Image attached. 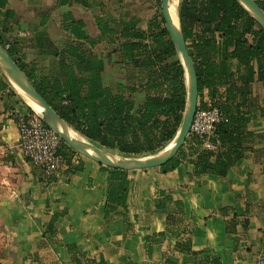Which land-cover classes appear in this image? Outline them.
<instances>
[{"label": "crops", "instance_id": "1", "mask_svg": "<svg viewBox=\"0 0 264 264\" xmlns=\"http://www.w3.org/2000/svg\"><path fill=\"white\" fill-rule=\"evenodd\" d=\"M98 1L103 8L0 0V39L36 76L51 72V53L87 44L107 60V74L116 82H133L136 71L112 53L96 17L133 18L147 30L160 13L159 0ZM69 18L83 21L93 47L75 37ZM226 90L217 87L215 99L205 90L199 100L217 103ZM29 110L0 66V264H254L264 253V84L257 76L240 106L252 135L242 144L244 157L226 175L197 174L189 158L166 172L127 171L126 203L114 207L108 201L110 172L92 159L69 154L60 174L45 178L24 158L19 125Z\"/></svg>", "mask_w": 264, "mask_h": 264}, {"label": "trees", "instance_id": "2", "mask_svg": "<svg viewBox=\"0 0 264 264\" xmlns=\"http://www.w3.org/2000/svg\"><path fill=\"white\" fill-rule=\"evenodd\" d=\"M256 1L264 10V0ZM60 2L104 7L98 0ZM179 16L196 65L200 95L209 90L215 99L217 87L227 85L225 100L219 96L216 103L227 121L210 138L219 144L216 151L203 149L201 139L188 138V152L183 147L160 169H175L189 158L197 174L224 176L244 157L242 144L252 135L246 131L250 117L240 106L247 103L256 76L264 84V29L239 0H179ZM69 19L75 37L93 47L83 21ZM96 20L101 38L113 46L112 53H120V62L136 71L133 82H116L107 74V60L87 44H68L51 53L56 61L46 75H33L17 63L59 116L81 135L117 155L156 154L175 138L187 103L186 72L163 16L160 12L152 18L147 30L139 28L136 19H109L103 12ZM8 52L14 58V48ZM61 153L68 160L69 154L77 152L63 141ZM102 167L110 172L109 205H125L127 171Z\"/></svg>", "mask_w": 264, "mask_h": 264}, {"label": "water", "instance_id": "3", "mask_svg": "<svg viewBox=\"0 0 264 264\" xmlns=\"http://www.w3.org/2000/svg\"><path fill=\"white\" fill-rule=\"evenodd\" d=\"M239 1L250 14V16L258 23V25L262 29H264V10L257 3V1ZM161 13L165 21L166 27L170 33V36L177 48L180 60L182 61V64L184 66L186 72V84L187 79L189 80V84L187 86V103L184 118L174 138V144L167 153H161L162 151H160L156 154L150 155L122 156L105 152V149H103L101 146H98L83 135H81L83 137L81 140L73 138L69 132L61 129V125H65L68 128L71 127L59 116L57 111L39 93L33 81L22 70L18 63L11 57L7 48L1 43V41L0 66L8 75L9 80L10 77H13L22 84L27 94L45 112L46 117H42L27 102V105L30 107V109L36 114H38L44 120V122L51 129H53L70 148H72L78 154H81L86 158L92 159L100 165L125 171L158 167L160 168L166 165L172 159H174L186 144L191 131L192 124L194 122L200 99L199 78L197 74V69L182 31L178 9V25H175V22L172 19L171 0H161ZM22 99L24 98L22 97ZM107 154L113 156V160L107 159ZM115 156L120 157V159H115Z\"/></svg>", "mask_w": 264, "mask_h": 264}, {"label": "built area", "instance_id": "4", "mask_svg": "<svg viewBox=\"0 0 264 264\" xmlns=\"http://www.w3.org/2000/svg\"><path fill=\"white\" fill-rule=\"evenodd\" d=\"M9 47L7 45V49ZM208 103V106L203 105L199 100L189 135L203 140V149L216 151L219 144L212 143L210 138L218 125L227 121V116L214 101ZM19 136L24 158L39 168L45 178L59 175L66 167L67 158L61 153L62 138L32 110L21 119ZM254 264H264V253L256 258Z\"/></svg>", "mask_w": 264, "mask_h": 264}, {"label": "bare ground", "instance_id": "5", "mask_svg": "<svg viewBox=\"0 0 264 264\" xmlns=\"http://www.w3.org/2000/svg\"><path fill=\"white\" fill-rule=\"evenodd\" d=\"M177 4H178V0H171V15H172V19L175 22V25H178V18H177ZM11 80V84L14 87V89L17 91L18 94H20L25 100L26 102H28V104L36 111L38 112L42 117H46L45 112L34 102V100L27 94V92L24 90L22 84L17 81L16 79H14L13 77H10ZM61 129L67 131L70 133V135L75 138V139H79L81 140L83 137L81 136V134H78L77 132H75L74 130H72L71 128H68L65 125H61ZM162 153V152H161ZM107 159L109 160H113V156H110L109 154H107Z\"/></svg>", "mask_w": 264, "mask_h": 264}, {"label": "rangeland", "instance_id": "6", "mask_svg": "<svg viewBox=\"0 0 264 264\" xmlns=\"http://www.w3.org/2000/svg\"><path fill=\"white\" fill-rule=\"evenodd\" d=\"M159 8H160V11H158V12H161V1L159 0ZM159 10V9H158ZM180 58V57H179ZM188 84H189V80L187 79V86H188ZM14 88V87H13ZM19 96H21L20 94H19ZM21 98H22V96H21ZM24 100V102L27 104V102H26V100L25 99H23ZM28 106V105H27ZM29 107V106H28ZM71 129L72 130H74L75 132H76V130L73 128V127H71ZM188 138H190V140L192 141V140H194V137H193V135H189L188 136ZM173 144H174V139L172 140V141H170V142H168L165 146H164V148L161 150L162 151V153H167L171 148H172V146H173ZM189 144H185L184 145V147H185V149H186V152H188V150H189ZM105 152H107V153H111V154H114L113 152H111V151H108V150H104ZM86 158V157H85ZM115 159H120V157H118V156H115Z\"/></svg>", "mask_w": 264, "mask_h": 264}]
</instances>
